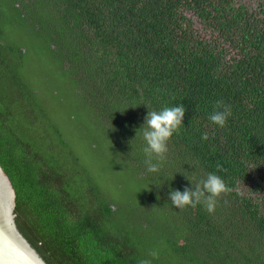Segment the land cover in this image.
Masks as SVG:
<instances>
[{"label": "trees", "instance_id": "obj_1", "mask_svg": "<svg viewBox=\"0 0 264 264\" xmlns=\"http://www.w3.org/2000/svg\"><path fill=\"white\" fill-rule=\"evenodd\" d=\"M255 8L0 0V166L17 226L48 264H264V6ZM218 101L232 110L223 127L209 119ZM178 105L183 124L149 172L138 129L149 110ZM209 172L229 189L214 212L173 206L170 190Z\"/></svg>", "mask_w": 264, "mask_h": 264}, {"label": "clouds", "instance_id": "obj_2", "mask_svg": "<svg viewBox=\"0 0 264 264\" xmlns=\"http://www.w3.org/2000/svg\"><path fill=\"white\" fill-rule=\"evenodd\" d=\"M217 103L219 107L213 111L209 119L223 127L228 117L232 115V110L231 106L224 104L223 101ZM185 111L186 108L183 105L165 106L160 110L148 111L143 125L138 130L142 131L143 139L146 142L143 152L149 172H159L162 161L166 158V153L169 150L168 142L183 124ZM203 139H208L207 133L203 134ZM188 179L191 181V187H186L184 191L172 189L169 192V200L173 206L179 209L203 204L208 212H214L218 198L229 190L224 179L213 172H209L205 178L198 179L195 184L190 178ZM152 255L156 256L157 253L153 252ZM140 264H151V261L142 260Z\"/></svg>", "mask_w": 264, "mask_h": 264}, {"label": "water", "instance_id": "obj_3", "mask_svg": "<svg viewBox=\"0 0 264 264\" xmlns=\"http://www.w3.org/2000/svg\"><path fill=\"white\" fill-rule=\"evenodd\" d=\"M15 193L0 166V264H48L19 230Z\"/></svg>", "mask_w": 264, "mask_h": 264}, {"label": "rangeland", "instance_id": "obj_4", "mask_svg": "<svg viewBox=\"0 0 264 264\" xmlns=\"http://www.w3.org/2000/svg\"><path fill=\"white\" fill-rule=\"evenodd\" d=\"M243 2L250 7H257L255 10H259L261 6H264V0H243ZM194 19V29L200 34V36H204L208 38L210 36V33L207 32L202 28L201 23L198 22L196 17H193Z\"/></svg>", "mask_w": 264, "mask_h": 264}]
</instances>
